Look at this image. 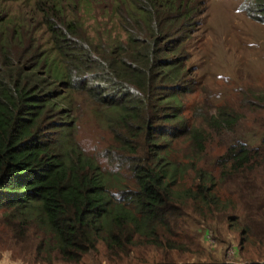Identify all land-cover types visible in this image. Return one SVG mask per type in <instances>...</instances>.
Instances as JSON below:
<instances>
[{
  "label": "trees",
  "instance_id": "obj_1",
  "mask_svg": "<svg viewBox=\"0 0 264 264\" xmlns=\"http://www.w3.org/2000/svg\"><path fill=\"white\" fill-rule=\"evenodd\" d=\"M5 2L0 209L22 212L36 227L38 253L64 262H81L100 243L110 258L140 243L167 251L162 264H178L174 253L187 242L202 248L224 201L214 166L234 175L253 161V146L239 138L204 161L212 135L233 131L239 114L220 110L191 123L184 115L181 96L194 88L189 61L206 0H115L121 31L108 36L91 35L80 18L42 0L35 17L50 48L36 42L37 27L9 21ZM241 9L264 23V0H243ZM74 93L93 105L109 134L91 148L75 134L84 103Z\"/></svg>",
  "mask_w": 264,
  "mask_h": 264
},
{
  "label": "rangeland",
  "instance_id": "obj_2",
  "mask_svg": "<svg viewBox=\"0 0 264 264\" xmlns=\"http://www.w3.org/2000/svg\"><path fill=\"white\" fill-rule=\"evenodd\" d=\"M41 1L6 0L4 7L11 17L9 21L37 27L36 36L42 40L36 42L50 48L46 26L38 23L39 16L35 17ZM44 1L47 5L57 2L69 17L80 18L91 35L99 36L103 31L108 36L121 31L115 0ZM242 2L206 0L189 61L196 68L194 88L181 99L189 123L220 110L239 114L233 131L212 135L204 161L217 160L238 138L247 139L253 146V161L246 172L234 175L214 166L221 174L220 194L224 201L201 242L202 248L187 242L186 251L174 253L178 264H264V23L251 19L241 9ZM73 98L84 103L76 114L75 134L82 146L91 148L97 139L109 134L94 116L93 105L78 94L74 93ZM184 147L182 144L178 148L185 153ZM195 231H188L190 237L197 238ZM16 234L22 236L17 238ZM38 241L35 225L25 223L22 212L0 209V264H162L167 253L140 243L130 255L110 258L100 243L97 251L86 254L81 262L71 263L56 255L39 254Z\"/></svg>",
  "mask_w": 264,
  "mask_h": 264
}]
</instances>
